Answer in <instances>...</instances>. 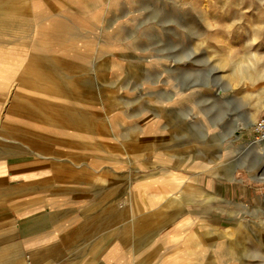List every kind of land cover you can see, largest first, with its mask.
I'll use <instances>...</instances> for the list:
<instances>
[{
    "label": "crops",
    "instance_id": "0c3cea01",
    "mask_svg": "<svg viewBox=\"0 0 264 264\" xmlns=\"http://www.w3.org/2000/svg\"><path fill=\"white\" fill-rule=\"evenodd\" d=\"M69 4L0 0V264H204L203 231L256 197L223 154L228 134L209 127L218 123L210 100L180 99L198 124L186 113L179 138L160 116L125 117L119 104L91 128L95 137L75 133L74 115L60 116L58 100L43 113L20 95L29 57L74 61ZM239 137L241 146L251 134Z\"/></svg>",
    "mask_w": 264,
    "mask_h": 264
},
{
    "label": "rangeland",
    "instance_id": "374dc122",
    "mask_svg": "<svg viewBox=\"0 0 264 264\" xmlns=\"http://www.w3.org/2000/svg\"><path fill=\"white\" fill-rule=\"evenodd\" d=\"M70 6L74 61L29 57L20 95L43 113L56 108L58 100L60 116L75 117L72 130L95 137L99 133L90 130L99 129L97 122L113 116L119 104L125 117L160 116L179 138L185 131L180 118L188 114V124H198L180 99L210 100L218 123L209 127L228 134L223 154L234 161L236 177L256 189V197L218 221L219 229L203 231L204 264H264V153L249 152L238 140L264 115V0H75ZM18 92L13 89L11 96ZM25 116L35 118L30 112ZM90 150L93 155L100 148Z\"/></svg>",
    "mask_w": 264,
    "mask_h": 264
},
{
    "label": "built area",
    "instance_id": "2783aa9c",
    "mask_svg": "<svg viewBox=\"0 0 264 264\" xmlns=\"http://www.w3.org/2000/svg\"><path fill=\"white\" fill-rule=\"evenodd\" d=\"M251 143L264 144V115L259 117L251 126Z\"/></svg>",
    "mask_w": 264,
    "mask_h": 264
},
{
    "label": "bare ground",
    "instance_id": "6f19581e",
    "mask_svg": "<svg viewBox=\"0 0 264 264\" xmlns=\"http://www.w3.org/2000/svg\"><path fill=\"white\" fill-rule=\"evenodd\" d=\"M249 125H244V126L248 127ZM238 129H240V126L238 127ZM239 139L241 140V137ZM243 146L249 152H254L255 154H259V151H262L264 153V144H262V143H251V142H249V143H245V145H243Z\"/></svg>",
    "mask_w": 264,
    "mask_h": 264
}]
</instances>
